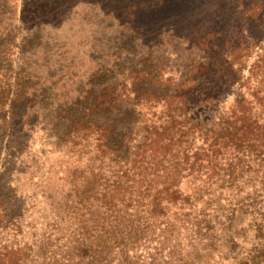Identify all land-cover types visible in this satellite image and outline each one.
I'll return each instance as SVG.
<instances>
[{
  "label": "trees",
  "instance_id": "1",
  "mask_svg": "<svg viewBox=\"0 0 264 264\" xmlns=\"http://www.w3.org/2000/svg\"><path fill=\"white\" fill-rule=\"evenodd\" d=\"M20 1L0 0V162L36 128L61 161L32 244L0 177V264H264V34L219 44L165 20L181 0ZM77 1L102 15L81 76L59 37ZM161 36L197 53L177 75Z\"/></svg>",
  "mask_w": 264,
  "mask_h": 264
},
{
  "label": "rangeland",
  "instance_id": "2",
  "mask_svg": "<svg viewBox=\"0 0 264 264\" xmlns=\"http://www.w3.org/2000/svg\"><path fill=\"white\" fill-rule=\"evenodd\" d=\"M131 1L133 0H111L109 5L117 7ZM177 2V5L172 2L165 4L166 9L170 8V11L163 13L165 20L188 27L200 23V33L212 31L219 38V44L235 39L254 41L264 34V22L248 23L240 13L241 9L254 4H259L264 8V0H181ZM172 8L175 9L172 10ZM91 10L92 6H86L83 1H77L73 6H68L65 14L68 17L70 15L71 18L62 29V34L59 35L60 38H67L64 40L70 52L69 57L73 58L72 61L76 65L75 74L77 76L87 73L92 62L84 57L89 44L85 47V44L82 45L81 42L88 41L92 32L102 37L97 32L99 29L96 28L101 22L102 15L98 10ZM155 18L150 17L151 20ZM105 39H110V36L107 35ZM159 42L161 46L156 50L157 55L164 54L159 61L168 60V65H166L169 68L166 71L171 75H177L186 67L187 58H194V54H197L183 42L175 46L168 43L166 37L163 36L160 37ZM231 101L232 99L228 98L226 104L229 105ZM16 146V150L22 154L21 158L19 161L8 158L4 162L6 155L3 154L0 162V177L2 184H7L6 189L15 195L14 200L10 202L13 205L11 208L21 215L23 234L18 237L19 243L27 241L32 244V240L37 238L43 230L45 216H50L46 201L47 186L48 184L49 186L57 185L59 182H56V176L47 175L46 171L53 167L54 172L61 158L57 152H54L50 141L45 140V135L40 128L33 129L32 133L25 132L17 141ZM11 148L12 146L9 148L10 153ZM246 220L248 217L243 219L245 224L248 222ZM22 236L24 239H21ZM228 261L230 260L223 264H231Z\"/></svg>",
  "mask_w": 264,
  "mask_h": 264
}]
</instances>
